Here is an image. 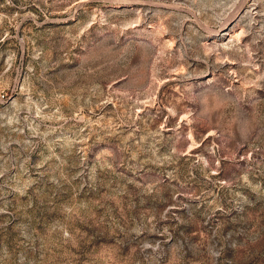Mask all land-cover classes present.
Listing matches in <instances>:
<instances>
[{"label":"rangeland","instance_id":"1","mask_svg":"<svg viewBox=\"0 0 264 264\" xmlns=\"http://www.w3.org/2000/svg\"><path fill=\"white\" fill-rule=\"evenodd\" d=\"M0 264H264V0H0Z\"/></svg>","mask_w":264,"mask_h":264}]
</instances>
